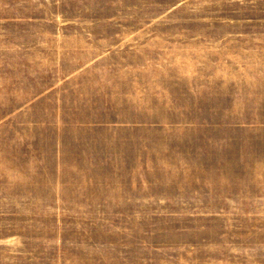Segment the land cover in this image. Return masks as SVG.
I'll use <instances>...</instances> for the list:
<instances>
[{
	"label": "rangeland",
	"instance_id": "374dc122",
	"mask_svg": "<svg viewBox=\"0 0 264 264\" xmlns=\"http://www.w3.org/2000/svg\"><path fill=\"white\" fill-rule=\"evenodd\" d=\"M0 264H264V0H0Z\"/></svg>",
	"mask_w": 264,
	"mask_h": 264
}]
</instances>
